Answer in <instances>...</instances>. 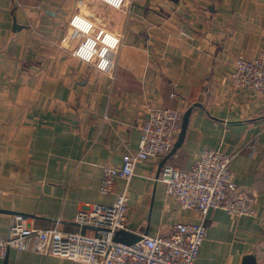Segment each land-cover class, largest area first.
<instances>
[{
    "label": "crops",
    "instance_id": "obj_1",
    "mask_svg": "<svg viewBox=\"0 0 264 264\" xmlns=\"http://www.w3.org/2000/svg\"><path fill=\"white\" fill-rule=\"evenodd\" d=\"M89 33L118 37L111 74L75 55ZM182 31L190 34L191 39ZM264 53V0H0V237L14 214L47 229H79L88 205L129 196L137 234L199 223L158 180L164 158L140 161L127 182L100 193L103 168L139 149L149 106L191 109L182 145L168 161L190 168L205 149L234 154L236 182L256 199L254 216L223 209L206 216L196 264L264 263V94L237 88L236 59ZM84 232L94 234L92 228ZM0 264H84L35 250L10 249Z\"/></svg>",
    "mask_w": 264,
    "mask_h": 264
},
{
    "label": "built area",
    "instance_id": "obj_2",
    "mask_svg": "<svg viewBox=\"0 0 264 264\" xmlns=\"http://www.w3.org/2000/svg\"><path fill=\"white\" fill-rule=\"evenodd\" d=\"M114 9L126 7L127 0H100ZM79 42L75 55L92 63L100 72L111 74L117 64L121 41L118 37L89 33ZM191 39V35L182 31ZM237 88H251L264 94V53L253 58L240 55L232 71ZM184 111L178 108L149 106L142 122L137 126L141 133L139 149L129 152L121 165L103 168L100 193L109 195L117 178L127 182L135 175L140 161L150 157L164 158L160 180L167 196L175 198L182 209L200 213L199 223H174L168 233L154 236L139 234L140 239L127 244L115 239L118 231H132L129 224V196L121 193L111 204L88 205L78 211L74 221L77 231H63L60 221L47 228L27 224L25 214H14L9 234L0 237V260L10 249L35 250L58 255L84 264H196L207 235L206 216L212 209H223L230 215L254 216L256 199L236 182L231 167L234 154L219 149H205L190 168H181L168 161L178 141ZM168 157V158H167ZM86 227L94 234L84 232Z\"/></svg>",
    "mask_w": 264,
    "mask_h": 264
},
{
    "label": "water",
    "instance_id": "obj_3",
    "mask_svg": "<svg viewBox=\"0 0 264 264\" xmlns=\"http://www.w3.org/2000/svg\"><path fill=\"white\" fill-rule=\"evenodd\" d=\"M190 113H191V109L187 110L184 113L183 121H182V128H181V132H180L178 141L176 142L174 149L172 150V152L170 153V155L168 157L173 155L177 151V149L182 145V143L184 141V138H185V135H186ZM164 162L165 161H163V164H164ZM115 239L117 241H119V242L131 244V243H134L137 240H139L140 239V235L135 233V232H132V231L121 230V231H118L116 233ZM6 260H7V257L5 258V262H6ZM242 264H264V263H259L254 256L250 255V256H246L244 258Z\"/></svg>",
    "mask_w": 264,
    "mask_h": 264
}]
</instances>
